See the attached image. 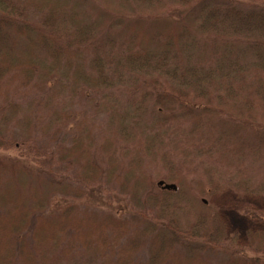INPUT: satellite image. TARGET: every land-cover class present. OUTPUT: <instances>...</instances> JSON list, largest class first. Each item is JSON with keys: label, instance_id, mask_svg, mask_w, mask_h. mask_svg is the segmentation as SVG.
Segmentation results:
<instances>
[{"label": "trees", "instance_id": "trees-1", "mask_svg": "<svg viewBox=\"0 0 264 264\" xmlns=\"http://www.w3.org/2000/svg\"><path fill=\"white\" fill-rule=\"evenodd\" d=\"M227 191L264 200V0H0V264H264Z\"/></svg>", "mask_w": 264, "mask_h": 264}, {"label": "rangeland", "instance_id": "rangeland-1", "mask_svg": "<svg viewBox=\"0 0 264 264\" xmlns=\"http://www.w3.org/2000/svg\"><path fill=\"white\" fill-rule=\"evenodd\" d=\"M223 210V216L230 224L232 230H237L240 233L241 240L246 242V233L258 226L251 224L247 217L244 216L246 203H253L255 206L264 209V200L250 199V198H237L232 191H227L225 194L220 195L215 200ZM123 214L128 215L129 211L125 208Z\"/></svg>", "mask_w": 264, "mask_h": 264}, {"label": "water", "instance_id": "water-1", "mask_svg": "<svg viewBox=\"0 0 264 264\" xmlns=\"http://www.w3.org/2000/svg\"><path fill=\"white\" fill-rule=\"evenodd\" d=\"M169 188V186H167Z\"/></svg>", "mask_w": 264, "mask_h": 264}]
</instances>
